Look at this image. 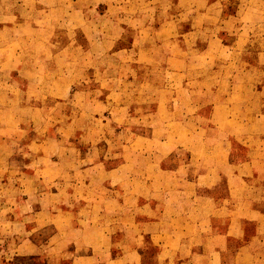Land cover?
<instances>
[{
	"label": "rangeland",
	"instance_id": "374dc122",
	"mask_svg": "<svg viewBox=\"0 0 264 264\" xmlns=\"http://www.w3.org/2000/svg\"><path fill=\"white\" fill-rule=\"evenodd\" d=\"M5 2V7L12 9L10 2L14 0ZM205 2L199 3L197 8L209 6ZM234 2L220 0L214 5L213 13L207 16L198 13V17L203 15L204 21L198 23L204 24L208 19V27L194 26L196 22L188 20L192 19L187 11L191 8L188 0H51L45 7L52 10L45 14L33 13L34 20L4 21L5 27L0 28V129L10 128V122L22 126L26 132H50L64 137L62 146L66 153L63 157L70 166L92 162L88 148L99 147L101 155H107L104 163L112 165L115 179H120L119 173L124 171L123 164L129 158L122 145L136 135L156 134L154 120L142 114L152 112L156 104L166 101V115L188 120L186 126L197 128L201 135L199 139L195 138L182 125H163L158 131L174 128L179 132L175 135L177 141L171 146L183 152L180 153L183 155L180 165L185 162L186 167L193 165L196 171L197 167H202L201 161L205 158L210 163H218L219 172L214 171L209 179H217L215 186L220 188L218 194L223 200L222 167L228 170L225 165L233 166L238 161L237 155L228 156L226 151L234 145L248 149L250 153L241 157L246 158L249 168L241 170V175L238 173L242 181L235 188L237 202L228 205L229 209L224 207L227 206L224 202L219 205L201 202L194 204V209L192 205L178 207L171 203L162 210L168 213L189 211L190 216H197L204 222V228L211 223L210 215H207L211 211L218 215V219L214 218L216 221H224L226 211L231 210L234 216L237 215L250 206L249 202H244L252 199L247 195L258 192L253 186L264 182V121L227 122L224 125V118L218 116L216 123L211 121L210 101L225 98L234 103L245 102L246 105L238 110L244 111V121L253 120L256 115L264 114V95L255 91L256 86L262 84L264 73L258 72L256 77L232 75L238 67L252 63L227 58L224 38L230 40L234 34L224 30L222 21L224 13L234 7ZM79 6L82 12H76ZM140 16L146 26H137L140 21L136 23L135 20ZM160 18L170 19L171 25L157 29L155 22ZM210 87L213 91L205 93L212 89ZM206 101L209 104L197 113L200 116L188 112L190 105ZM232 110L236 114L237 106ZM227 127L234 135L229 139V148L226 144L228 135H224ZM153 143L151 150L155 151L156 144ZM192 147L197 148V158L194 154L188 156ZM202 154L207 157H201ZM156 159L155 156L143 157L142 161L136 158L133 164L128 160L131 169L126 170L127 174L132 171L137 180L142 179L141 175L143 180L156 179L151 178L152 170L155 171L151 164L154 165ZM136 161L152 170L145 172L144 169L138 174ZM117 166L121 169H116ZM75 178L80 176L76 174ZM159 178L172 183L168 173H162ZM145 188L150 197L155 195L152 187ZM140 189L137 186L132 193L136 195ZM116 194L124 196L125 191L118 190ZM119 206L117 210H123ZM156 206L149 204L150 213Z\"/></svg>",
	"mask_w": 264,
	"mask_h": 264
},
{
	"label": "crops",
	"instance_id": "0c3cea01",
	"mask_svg": "<svg viewBox=\"0 0 264 264\" xmlns=\"http://www.w3.org/2000/svg\"><path fill=\"white\" fill-rule=\"evenodd\" d=\"M49 1L14 0L10 2L12 9H8L5 0H0V28L5 27L6 20L31 21L36 19L33 13L50 12L52 9L45 7ZM189 1L191 8L188 7L187 11L192 19L188 20L195 21L194 26H210L208 19L204 24L198 22H204L203 15L213 13L214 5L220 0H205L209 6L203 9L197 5L204 0ZM79 7L76 12H82ZM226 9L224 4V11ZM226 12L222 21L224 30L234 34L230 40L224 38L227 58L243 63L252 61L246 63L248 66L238 67L232 75L259 76L258 72L264 73V0H235L234 7ZM198 13L203 15L198 17ZM169 20H157L155 26L157 29L169 27ZM139 21L137 26H146L143 16L135 20L136 23ZM210 41L215 42L211 38ZM207 49L208 46L205 51ZM261 82L255 91L264 95V80ZM216 88L222 90L221 86ZM162 90L166 91V88ZM164 102L156 104L152 112L142 114L154 120L156 134L136 135L122 145L129 158L123 164L124 171L119 173L122 175L120 179H115L112 165L104 163L107 155L102 156L99 147L85 146L93 156L92 162L70 166L63 157L66 153L62 146L64 137L50 132H26L22 126L10 122V128L4 126V130L0 129V264H264V182L253 186L258 192L247 195L252 199L243 201L249 202L250 206L239 213L235 211L237 215L234 216L231 210L226 211L224 221H216L214 218L218 219V215L213 211L208 213L211 222L208 228L203 227L204 222L197 216H190L189 211L168 213L162 210L171 203L178 207L192 205L193 208L194 204L201 202L211 205L224 202L227 205L224 207L229 209L228 205L237 202L235 188L242 181L240 171L249 168L246 158L241 157L250 153L243 147L231 146L229 139L234 135L228 127L224 128V135H228L227 148L231 146L226 154L237 155L238 161L233 166L225 165L228 170L222 167L223 200L218 194L220 188L215 186L217 179H209L214 171L219 172L218 163H210L205 158L207 155L202 154L205 159L196 171L193 165L191 168L186 167L185 162L180 165L183 156L180 153L183 152L171 146L177 141L175 135L179 132L174 128L158 131L163 125H182L195 138L199 139L201 135L197 128L186 126L188 120L166 115ZM210 102L211 121L216 123L215 117L218 116L224 118V125L227 122L264 121L263 112L251 121H244V111L238 109L246 105L245 102L234 103L225 98ZM207 104L208 101L190 105L188 112L197 114ZM236 106L235 114L232 109ZM153 142L155 151L151 150ZM107 153L110 155L111 151ZM193 154L197 158L196 147L190 149L188 156L193 157ZM153 156L157 157L156 163L151 164L155 171L146 164L138 165L137 161L135 171L142 174L144 169L145 172L152 170L151 178L156 179L143 180L141 175L142 179L137 180L132 171L127 174L126 170L131 169L128 160L132 159L133 164L136 158L142 161L143 157ZM182 166L187 169L183 171ZM116 169L120 170L121 166ZM162 173H168L172 183L161 180ZM76 174L79 179L75 178ZM89 177L91 181L87 180ZM137 186L141 189L134 195L132 192ZM145 187H152L156 196L150 197ZM122 189L124 196H118L116 192ZM152 203L157 206L150 213L148 206ZM119 204L123 210H117Z\"/></svg>",
	"mask_w": 264,
	"mask_h": 264
}]
</instances>
